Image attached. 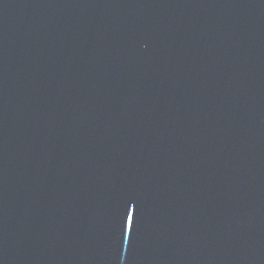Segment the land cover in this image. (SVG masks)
<instances>
[{
    "label": "water",
    "instance_id": "95a60500",
    "mask_svg": "<svg viewBox=\"0 0 264 264\" xmlns=\"http://www.w3.org/2000/svg\"><path fill=\"white\" fill-rule=\"evenodd\" d=\"M0 264H264V0H0Z\"/></svg>",
    "mask_w": 264,
    "mask_h": 264
},
{
    "label": "snow or ice",
    "instance_id": "6c2138e0",
    "mask_svg": "<svg viewBox=\"0 0 264 264\" xmlns=\"http://www.w3.org/2000/svg\"><path fill=\"white\" fill-rule=\"evenodd\" d=\"M129 219H131V217H129Z\"/></svg>",
    "mask_w": 264,
    "mask_h": 264
}]
</instances>
